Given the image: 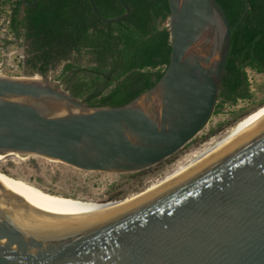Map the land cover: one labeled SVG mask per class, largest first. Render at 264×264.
I'll return each mask as SVG.
<instances>
[{
	"label": "water",
	"instance_id": "95a60500",
	"mask_svg": "<svg viewBox=\"0 0 264 264\" xmlns=\"http://www.w3.org/2000/svg\"><path fill=\"white\" fill-rule=\"evenodd\" d=\"M90 1L104 23L131 13L120 0L125 13L106 18ZM167 1L169 66L124 106L90 107L46 79L0 76V156L125 175L189 144L214 113L238 25L217 0ZM0 264H264V115L135 202L83 208L39 199L0 212Z\"/></svg>",
	"mask_w": 264,
	"mask_h": 264
},
{
	"label": "trees",
	"instance_id": "16d2710c",
	"mask_svg": "<svg viewBox=\"0 0 264 264\" xmlns=\"http://www.w3.org/2000/svg\"><path fill=\"white\" fill-rule=\"evenodd\" d=\"M125 1L131 13L116 23L100 21L90 0H37L35 7L22 0H0V10L12 12L9 29L19 46L26 45L25 65L32 74L45 76L64 62L58 81L69 87L73 97L90 107L116 108L153 88L169 66L172 53L168 1ZM217 1L230 24L238 26L232 31L231 51L213 115L240 101L253 102L248 73L264 75V0ZM95 4L106 18L125 13L120 0H95ZM83 54L92 56L94 65L83 67L70 61ZM263 105L264 98L233 117L245 118ZM215 133L199 141L194 138L184 148L201 144ZM140 174L143 172L125 176Z\"/></svg>",
	"mask_w": 264,
	"mask_h": 264
},
{
	"label": "rangeland",
	"instance_id": "374dc122",
	"mask_svg": "<svg viewBox=\"0 0 264 264\" xmlns=\"http://www.w3.org/2000/svg\"><path fill=\"white\" fill-rule=\"evenodd\" d=\"M26 48V45L21 48L24 62L27 58ZM70 61L83 67L94 65L92 56L87 54L81 56L74 55ZM63 65L64 62L57 63L44 77L38 74H32L28 71L26 65H24V67L20 68L18 77L11 78L38 81L46 79L54 87L71 94L69 87L58 81ZM248 75L251 90L254 94L253 102L240 101L235 107L228 106L221 114L212 115L205 128L195 138L199 141L213 131H217V133L201 144L183 148L174 158H171V160L143 171V174L138 176L86 172L36 156L23 157L24 159L6 157L0 162V172L13 178L23 180L50 194L84 202H116L108 201L114 196L120 197L117 201L133 199L144 194L148 189L154 187L169 175H172L180 166L185 165V162L187 163L192 159L199 150H204L211 142L223 137L238 122L244 119H235L233 117L235 113H238L242 109L254 107V105L263 100L264 75H257L251 71H249ZM263 106H259L255 110L257 111ZM229 122H232V124H228Z\"/></svg>",
	"mask_w": 264,
	"mask_h": 264
},
{
	"label": "bare ground",
	"instance_id": "6f19581e",
	"mask_svg": "<svg viewBox=\"0 0 264 264\" xmlns=\"http://www.w3.org/2000/svg\"><path fill=\"white\" fill-rule=\"evenodd\" d=\"M264 115V106L250 114L249 116L238 122L232 129H230L223 137L218 140L211 142L204 150L198 151L185 165L180 166L172 175H169L163 179L160 183L154 187L148 189L144 194L135 197L133 199L120 200L110 203H95V202H84L76 199H70L54 194H50L39 188L23 181L20 179L13 178L4 173L0 172V212L3 217L39 200H45L48 202L83 208H110L123 206L137 200H140L160 189L172 183L183 174L197 166L208 156L219 150L241 132L250 127L256 122L261 116ZM207 145V144H206ZM6 157H17L24 159L22 156L17 154H9L7 156H0V162ZM189 159V158H188Z\"/></svg>",
	"mask_w": 264,
	"mask_h": 264
},
{
	"label": "built area",
	"instance_id": "2783aa9c",
	"mask_svg": "<svg viewBox=\"0 0 264 264\" xmlns=\"http://www.w3.org/2000/svg\"><path fill=\"white\" fill-rule=\"evenodd\" d=\"M12 12L0 10V76L15 77L20 73V64H24L21 46L16 36L10 32Z\"/></svg>",
	"mask_w": 264,
	"mask_h": 264
},
{
	"label": "flooded vegetation",
	"instance_id": "af4514ba",
	"mask_svg": "<svg viewBox=\"0 0 264 264\" xmlns=\"http://www.w3.org/2000/svg\"><path fill=\"white\" fill-rule=\"evenodd\" d=\"M28 57V56H27ZM27 68H28V71L30 72V69H29V67L28 66H26ZM38 75H40V74H38Z\"/></svg>",
	"mask_w": 264,
	"mask_h": 264
},
{
	"label": "crops",
	"instance_id": "0c3cea01",
	"mask_svg": "<svg viewBox=\"0 0 264 264\" xmlns=\"http://www.w3.org/2000/svg\"><path fill=\"white\" fill-rule=\"evenodd\" d=\"M24 65H25V62H24V64L22 65V67H24Z\"/></svg>",
	"mask_w": 264,
	"mask_h": 264
}]
</instances>
